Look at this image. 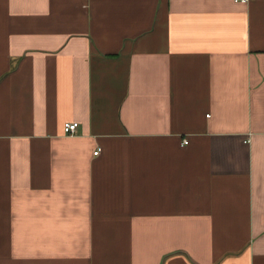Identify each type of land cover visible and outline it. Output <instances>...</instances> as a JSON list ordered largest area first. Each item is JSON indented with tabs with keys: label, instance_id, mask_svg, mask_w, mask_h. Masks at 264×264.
<instances>
[{
	"label": "crops",
	"instance_id": "1",
	"mask_svg": "<svg viewBox=\"0 0 264 264\" xmlns=\"http://www.w3.org/2000/svg\"><path fill=\"white\" fill-rule=\"evenodd\" d=\"M0 264H264V0H0Z\"/></svg>",
	"mask_w": 264,
	"mask_h": 264
},
{
	"label": "built area",
	"instance_id": "2",
	"mask_svg": "<svg viewBox=\"0 0 264 264\" xmlns=\"http://www.w3.org/2000/svg\"><path fill=\"white\" fill-rule=\"evenodd\" d=\"M240 1H244V2H247L248 0H240ZM79 124L78 122L74 121V122H67L65 123L64 125V131L65 133L67 134H74L78 128ZM187 142V141H185ZM99 150L95 152V154H98L99 153Z\"/></svg>",
	"mask_w": 264,
	"mask_h": 264
}]
</instances>
